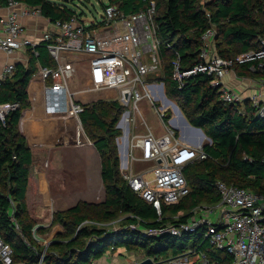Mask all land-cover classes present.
Masks as SVG:
<instances>
[{"label":"trees","instance_id":"1","mask_svg":"<svg viewBox=\"0 0 264 264\" xmlns=\"http://www.w3.org/2000/svg\"><path fill=\"white\" fill-rule=\"evenodd\" d=\"M18 1L29 7H38L42 16L52 21L67 20L74 15L80 17L70 7L72 0ZM149 1L108 0V3L128 15L145 11ZM153 1L156 9L155 38L160 42L157 54L161 68L159 74L151 79L164 82L166 95L174 98L187 121L203 129L210 139L203 147L207 158L183 167L190 192L175 204L157 208L129 188L121 173L114 141L122 131L117 123L125 108L116 100H108L111 102L108 110L99 100L85 104L80 113L82 126L86 127L92 140L87 144L90 149L82 148L86 144L80 147L86 165L90 158H95L99 163L103 197L89 202L77 201L58 212H51L45 207L37 214L38 217L30 220L27 188L30 174L39 169L40 162L34 160L36 149L28 146L19 131L18 121L22 110L28 105L26 87L31 74L37 70L36 63L43 67L54 66L45 42H40L33 49L26 48L29 54L27 63H16L13 74L0 83V102L19 103V107L7 116L5 124L0 121V235L12 246L16 261L34 260L35 253L30 247L41 248L31 237V228L46 220L51 222L50 225L62 226L64 233L58 237L64 241H53L47 246L52 249H47L44 264H96L94 261L103 257L107 247H125L129 251L142 247L144 256L162 259L169 254L176 256L197 247L214 264H233L230 254L216 249L204 237L205 225L177 235L168 231L146 233L145 230L157 229L169 221L175 225L188 222L192 214L180 212L194 208L208 195L210 203L219 201V194L214 188L217 180L264 192V117L257 116L249 104L241 109L239 105L224 103L219 89L210 84L211 76L206 73L198 72L186 78L181 87L172 77L173 60L178 59L182 70L189 69L199 61L201 35L210 26L216 29L213 49L222 57H234L239 52L257 48L259 38H264V0H164V4L160 0ZM6 3L7 0H0V6ZM249 65L251 63L239 66L237 74L257 75L248 70ZM262 75L264 77V73ZM170 115L167 110L165 122ZM93 128L100 133L95 134ZM42 150L45 149L39 152ZM54 160L55 156L50 154L45 169L54 170ZM50 189L54 193V200L68 196L56 177L51 181ZM11 202L25 241L10 221ZM89 205L99 206L105 219L123 215L120 219L123 227L112 232L84 223L92 219L85 211ZM44 211L49 214L46 219L42 216ZM167 215L179 216L174 219ZM163 252L164 256H160Z\"/></svg>","mask_w":264,"mask_h":264},{"label":"built area","instance_id":"2","mask_svg":"<svg viewBox=\"0 0 264 264\" xmlns=\"http://www.w3.org/2000/svg\"><path fill=\"white\" fill-rule=\"evenodd\" d=\"M2 7L5 12L0 16V50L14 56L17 51L28 47L33 49L40 42H45L54 63L52 67L39 66L30 76L32 79L37 76L40 80L41 96L34 93L33 100L41 101L46 116L69 119L74 130L73 144L78 146L90 144L91 141L86 137L81 123L80 113L85 104L92 102L90 101L92 97L87 96L86 100L89 101H86L77 95L79 92L90 95L93 92L117 90L114 97H104L105 100H116L125 108L117 126L125 133L126 129L131 130L136 116H139L141 125L147 128L144 132L133 133L127 140V154L133 160L151 163L150 168L145 171L128 172L121 169L129 188L145 202L157 208L160 205L175 204L185 197L190 192V188L183 167L188 163H178L173 157L181 143L179 137L165 121L163 122L165 132L154 133L148 127L139 106L142 100H146L149 108L154 110L162 121L170 105L176 111L174 108L176 104L165 97L164 82L151 79L160 72L161 68L157 54L160 42L155 38V2L150 0L145 11L128 15L108 3L104 6L103 21L91 22L89 27L75 15L67 20L52 21L42 16L38 7H29L18 0H7L6 5ZM37 17H44L48 26L42 31L39 41L25 32L22 22L23 18ZM215 35L214 26H210L202 33L199 61L189 69L182 70L178 59L173 60L172 77L181 87L186 78L198 72L206 73L211 76L210 84L219 89L220 98L224 103L240 104L244 98L240 93L229 88L224 78L231 73L237 75L239 66L246 63H251L249 71L261 76L264 73V38H259L257 48L225 58L213 49ZM79 54L86 56L90 79L89 87L82 89L73 87L80 76L76 67ZM15 66L16 60L13 59L2 68L0 83L13 74ZM262 85L264 88V80ZM249 99L255 114L264 117V93L250 95ZM160 100L163 101L162 104L159 103ZM130 105L131 110L127 111ZM18 107V102H0L2 124H5L7 116ZM169 122L172 123L171 120ZM83 138H87V141ZM203 141L195 145L197 150L195 161L208 156L201 146ZM138 149L140 152L136 155L135 151ZM262 162L264 164V157ZM147 174L152 176L147 177ZM214 188L219 194V201L215 206H209L202 214L191 215L188 222L178 225L170 223L167 226L163 224L157 229H146L145 232L158 234L168 231L177 235L182 231H195L205 225L204 237L216 249L230 254L233 264H264V222L262 221L264 192H256L222 180H217ZM48 208L53 212L52 204L48 205ZM14 212V204L11 202L10 221L25 241ZM212 212L217 213L215 222L207 218ZM87 221L89 220L84 223ZM50 224L51 222L37 223L32 226L33 239L43 241L47 237L48 241L43 244L44 247H40L41 250L30 247L35 253L31 262L16 261L12 246L0 235V264H44L47 246L53 240L47 233L41 235L39 229L51 226ZM27 244L30 245L29 242ZM146 257L148 256H143L133 264ZM149 257L155 264H214L206 253L197 247L176 256L169 254L163 259Z\"/></svg>","mask_w":264,"mask_h":264},{"label":"crops","instance_id":"3","mask_svg":"<svg viewBox=\"0 0 264 264\" xmlns=\"http://www.w3.org/2000/svg\"><path fill=\"white\" fill-rule=\"evenodd\" d=\"M5 12V9L0 6V16ZM23 25L25 27V32L32 36L36 40L41 39V33L43 30H46L48 28L47 22L44 19V17H37V18H23L22 19ZM49 28H51L49 26ZM28 49L20 50L15 53L14 56L7 55L6 53L2 52L0 50V72L2 71V68L12 61L13 59L16 60V63H24L26 64L28 61L29 54L27 53ZM84 55H78V62L76 64L77 72L80 75L76 83L74 84V88H86L90 85V79H89V73H88V65L85 61ZM37 69L40 66L38 63H36ZM263 75H255L253 77L250 76H243V75H236L234 73L228 74L224 78L225 84L231 88L232 90L240 93L242 97L244 98L242 103L237 104L240 106L241 109L244 108V106L249 104L252 108V104L250 102L249 96L253 94H263L264 88H263ZM40 80L36 76L33 79L30 77L26 92H27V102L28 105L22 110L20 119L18 121V128L20 133L25 137L26 142L28 146L32 149H36V151L33 153L34 160H39L40 158H44V156L40 155L39 150L45 149L46 155H47V161L50 157V154L54 155L55 150L62 148L63 145H67L66 147L71 146L68 143L73 144V138H74V130H73V124L71 121L64 117H56V116H46L41 101H34L33 100V94H37L38 96H41V90H40ZM117 90L111 89V90H104L99 92H93L90 95L87 93H78V97L82 100H86L87 96L92 97L90 101H95L99 98L109 97L112 98L116 95ZM89 99V98H88ZM105 99V98H104ZM89 101V100H86ZM142 115L144 116L148 127L153 130L156 134H162L165 132V126L163 124L164 120L162 121L159 116L155 113L154 110H151L149 108V104L146 100H142L139 103ZM154 112V113H153ZM132 114V113H131ZM175 116L171 119V127L176 130H180V135L178 136L181 143L180 146L175 150L173 157L175 158L176 162L178 163H189L192 161H195V157L197 154V150L195 149V145H197L201 139V133L196 128H193L191 126H188L178 115V113L175 111ZM159 118V119H157ZM178 119V120H177ZM159 120V123H158ZM147 128L144 125H141L140 123V117L136 116V119L134 121V124L131 126V130L126 129V132L123 133V136H120L117 138V145L119 142V159H120V169H125L128 172H138V171H145L148 170L151 166V163L148 161H140V160H133L129 154H127V140L130 135H132L135 132H144ZM176 135L177 132L175 131ZM206 138V135L205 137ZM63 144V145H62ZM75 145V144H73ZM82 147V146H81ZM81 147L77 149L79 152L78 156V163L82 171H84V175L79 177V179L73 181V176H71V164L69 162L65 163V170L69 171V184L70 189L73 186H77L79 188H82L81 192L78 194H72L70 190V194L68 193V196H60L58 199L54 200L53 194L50 189V183L55 178L54 174L55 169L51 172L45 169L44 171H38L36 173L30 174V180L29 185L27 188V199L33 198H41L42 197V203L41 207L39 206L37 209V213L41 212L43 208L48 207V204H52L53 207H55V204L60 205L63 210L68 207V205L75 204L77 201H94L101 199L103 197V190H102V182L99 174V163L95 158L87 159L89 160V164H85L84 160L81 156ZM89 148L87 144L83 146L82 148ZM139 149L135 151L136 155H139ZM70 154V153H69ZM93 157V156H92ZM56 160V156H55ZM69 161V159L67 160ZM197 161V160H196ZM54 163V162H53ZM97 168V181L94 183L97 185V189L99 195L95 197H91L90 199H87V195L83 193L85 192L84 189L91 186L93 183L91 180L87 177L86 172L91 171L93 169ZM122 173V170H121ZM34 175L36 176V179H34ZM43 179H46V189L45 192L43 190ZM48 197V198H47ZM35 202L37 201L34 200ZM88 201V202H89ZM61 204L63 206H61ZM54 225L53 228H55ZM63 233V228L58 230L56 232V235H50L52 237L53 241H64V240H58L56 238L57 235ZM49 235V234H48Z\"/></svg>","mask_w":264,"mask_h":264},{"label":"rangeland","instance_id":"4","mask_svg":"<svg viewBox=\"0 0 264 264\" xmlns=\"http://www.w3.org/2000/svg\"><path fill=\"white\" fill-rule=\"evenodd\" d=\"M160 1H161V3L164 4V0H160ZM107 3H108V0H72L69 4H70V7L76 12V14L78 16H80L79 18L84 22V24L87 27H89L91 22L100 23L103 21L104 6L107 5ZM165 97L167 99L171 100L174 104H176L178 106L179 109H181L179 106L180 104L174 98L169 97L168 95H166V93H165ZM99 100H102L104 107H106L108 110L110 109L109 106H110L111 102L108 100H105L104 98H99V99L92 101L90 103L97 102ZM159 103L162 104L163 101L160 100ZM130 110H131V105L127 107V111H130ZM169 112L171 115H170V118L166 122L171 127L169 120H171L175 116V111L171 105L169 108ZM157 119H159V118H157ZM158 123H159V120H158ZM83 129H84L86 137L92 142V140L89 138L90 133L87 131L86 127L83 126ZM119 129L121 130V128H119ZM92 130L95 134L100 133L99 131H97L96 128H93ZM174 130L177 132V136H179L180 130L179 129L178 130L174 129ZM201 130H202V132H204L203 129H201ZM120 136H123V131H120L117 138H119ZM87 138H83L84 141H87ZM117 138H115V140H114L116 145H117ZM203 140H206V138H204ZM68 144H70L71 146L66 147L67 145L65 146L62 144L63 145L62 148L55 150V152H54V156H56V160H54V163H55L54 164L55 165L54 171H55V173H53V174L55 175L56 179L60 180L61 185L67 191V193L70 194V190H71L72 194H78L79 195V193L83 189L79 188L77 186L76 187L73 186L70 189V184H69L70 183L69 182L70 174H71V176H73V181L79 179V177L84 175V171H82V169L80 168L79 163H78V156L77 155H79V152L77 149L79 148V146L73 145L72 143H68ZM117 151L119 153L118 145H117ZM40 155L44 156V158L39 159V162H40L39 169L33 171V174L38 172V171H44L45 170L46 161H47L46 150H42L40 152ZM68 159H69V161H67ZM66 162H69L71 164V167H70L71 173L70 174L68 173L69 171L64 169V168H66L64 166ZM221 164H222V162H221ZM86 175L91 180V182L93 184L91 186H89L88 188L84 189L85 192L83 191V193H85L88 196L87 199H90L91 197L98 196L100 193V192H98L97 185L94 184L97 181V179H96L97 168L86 172ZM151 176H152V174H147V177H151ZM34 179L37 180L35 175H34ZM43 182H44L43 190L45 191V189H46L45 185H46L47 180L43 179ZM45 192H47V191H45ZM209 198H210V195L206 196L194 208H192V209L189 208L185 211H181L180 214L189 213V212L192 215L202 214V212L204 210H206L209 206H215L218 203V201L215 202L214 204L210 203ZM36 199H37V201L35 202L34 200H36ZM41 203H42V197L39 199H38V197L33 198V200L27 199L28 211H29L28 216H29L30 220L34 219L35 217H38L37 209L39 206L41 207ZM59 206L60 205L55 204V207H54L55 212L63 210ZM61 206H63V205L61 204ZM85 211H86V213L88 212L91 215L90 217H92V219L87 221V223L94 224L96 226H99L100 228L110 230L112 232H116L123 227L120 224V219L123 217V215H121V214H119V216L114 218V219H105V218H103V210L99 206H93V205H89L88 207L86 206ZM42 216H43V219H46L47 217H49L48 211H46V212L44 211L42 213ZM178 216L179 215H174V216L167 215V217H173L174 219H177ZM207 218L209 221L215 222L217 220V213L212 212L209 214V216ZM45 221L46 220H41V222H39V223L47 224L48 222H45ZM170 223L171 222L169 221L167 223H164V225L167 226V225H170ZM52 226L53 225L48 226V227H46V226L41 227L39 229L40 234L43 235L44 233H47L49 235H54V234L56 235V232L61 229V226L58 225V226H55V228H53ZM63 233H64V229H63ZM56 238L58 240H60L58 235L56 236ZM33 240L35 241V243L39 247H44L43 244L45 245V243L48 241V238L45 237L43 241H41V239H39L38 241L35 239H33ZM51 249L52 248L48 249V251L49 250L51 251ZM53 250H54V248H53ZM164 254L165 253L163 252V253H161L160 256H164ZM104 255H106V256H104ZM104 255H103V257L97 259L94 262L96 264H133L134 262H136L137 260H139L140 258H142L144 256V251H143L142 247L134 248V249H131L130 251L127 250L125 247H107Z\"/></svg>","mask_w":264,"mask_h":264},{"label":"water","instance_id":"5","mask_svg":"<svg viewBox=\"0 0 264 264\" xmlns=\"http://www.w3.org/2000/svg\"><path fill=\"white\" fill-rule=\"evenodd\" d=\"M174 108L176 110V112L178 113V115L180 116V118L188 125V126H191L193 128H196L197 130L200 131L201 133V136H202V139L201 141L204 139L205 137V133L202 132L201 128L200 127H195V126H192L188 121L187 119L184 117V115L182 114L181 110L178 108L177 105H174ZM210 142V139L208 137H206V140L203 141V143L201 144L202 147H204L205 144L209 143ZM262 221L264 222V217L262 218ZM136 264H155L153 262V260L148 256L144 259H141L139 262H137Z\"/></svg>","mask_w":264,"mask_h":264}]
</instances>
